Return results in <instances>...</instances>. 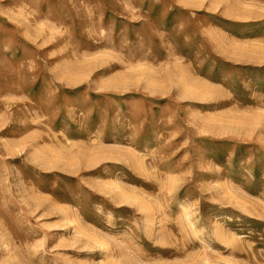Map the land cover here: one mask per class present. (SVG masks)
I'll use <instances>...</instances> for the list:
<instances>
[{
	"label": "rangeland",
	"instance_id": "1",
	"mask_svg": "<svg viewBox=\"0 0 264 264\" xmlns=\"http://www.w3.org/2000/svg\"><path fill=\"white\" fill-rule=\"evenodd\" d=\"M0 264H264V0H0Z\"/></svg>",
	"mask_w": 264,
	"mask_h": 264
}]
</instances>
